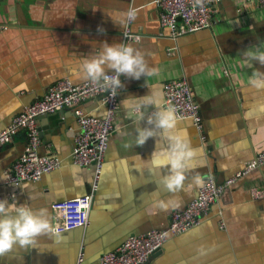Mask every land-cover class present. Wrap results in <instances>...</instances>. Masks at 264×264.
Instances as JSON below:
<instances>
[{
    "label": "crops",
    "instance_id": "0c3cea01",
    "mask_svg": "<svg viewBox=\"0 0 264 264\" xmlns=\"http://www.w3.org/2000/svg\"><path fill=\"white\" fill-rule=\"evenodd\" d=\"M131 9L132 36L126 38ZM105 42L132 45L156 72L139 80L120 76L119 108L89 223L59 237L41 236L34 248L17 246L0 257V264H76L80 251L87 264H94L127 237L167 226L174 209L161 211L158 200H179L175 209L181 210L207 178L226 181L264 149V89L249 84L264 65L243 56L246 49L264 50V8L255 4L238 11L233 0L221 1L211 28L176 37L161 28L153 0H0V130L58 80H88L75 74L78 64ZM181 78L199 105L201 128L188 118L178 121L177 130L199 155L186 172L183 190L173 195L158 184L166 169L152 168L150 161L154 151L159 158L167 141L158 136L135 146V140L144 117L153 111L145 101L154 92L162 93L164 101V84ZM83 108L96 116L105 113L98 99ZM37 126L39 153L61 158L62 165L17 186L0 179V199L46 208L54 227L51 203L88 193L93 168L70 158L74 137L81 132L72 111L39 116ZM25 142L26 130H21L0 145V174L6 177ZM252 188L261 191L259 198L251 196ZM149 262L264 264V166L227 186L198 226L167 240Z\"/></svg>",
    "mask_w": 264,
    "mask_h": 264
},
{
    "label": "built area",
    "instance_id": "2783aa9c",
    "mask_svg": "<svg viewBox=\"0 0 264 264\" xmlns=\"http://www.w3.org/2000/svg\"><path fill=\"white\" fill-rule=\"evenodd\" d=\"M158 8L159 22L163 29L169 30L174 37L211 28L216 22L219 5L222 0H153ZM238 11H247L252 5L264 8V0H233ZM133 9L129 11L124 30L126 38H131L130 22ZM136 39L135 37H133ZM113 75L115 73H107ZM117 91L101 87L86 80L74 84L63 78L52 84L38 100L27 105L15 115L11 122L0 130V145L10 142L21 130H26V142L20 156L6 170V183L17 186L25 181H36L45 173L62 165V159L39 153L42 145L37 118L69 109L76 117L81 132L74 137L70 155L72 162L80 167H92L93 177L90 191L84 195L54 201L51 208L55 214L53 231L60 233L74 228L87 226L90 209L101 179L107 150L114 130L115 117L119 108ZM164 106H173L180 119H191L201 128V116L198 103L193 99L188 82L184 79H172L163 86ZM98 99L105 108L102 116H96L84 110L83 104ZM264 166V149L253 160L222 183L207 178L200 187L197 196L183 209L172 210L170 222L162 228L151 229L134 234L123 240L113 250L102 253L94 264H151L153 252L173 236L198 226L208 216L211 207L218 202L219 196L227 186L239 177L246 176L254 169ZM253 198H259L261 191L252 188ZM76 264H87L84 253L80 251Z\"/></svg>",
    "mask_w": 264,
    "mask_h": 264
},
{
    "label": "clouds",
    "instance_id": "9594fccd",
    "mask_svg": "<svg viewBox=\"0 0 264 264\" xmlns=\"http://www.w3.org/2000/svg\"><path fill=\"white\" fill-rule=\"evenodd\" d=\"M99 49V52L85 57L78 64V71L75 74L112 90L113 94L116 89L123 87L120 76L139 80L156 72L149 66L143 53L130 44L105 42ZM243 56L245 60L264 65V50L259 47L254 51L246 49ZM106 70H114L115 74L109 75ZM249 84L255 89H264V72L257 69ZM145 107L152 108L153 111L144 117L145 125L137 129L135 146H143L149 138L157 139L158 136H162L167 141V146L161 150L159 158L154 151L150 161L152 168L166 169V172L160 176L158 184L161 189L175 195L183 190L186 172L195 166L199 153L177 130L180 117L176 115L173 106L163 107L162 93L154 92L145 101ZM0 179L7 181V177L2 174ZM194 180L197 184L200 183L199 177H194ZM155 193L158 195L159 191ZM180 206L179 200L157 201V207L161 211ZM49 233L60 236V233L53 231L46 208L33 209L27 203L17 204L0 199V257L17 246L24 249L37 247L39 237Z\"/></svg>",
    "mask_w": 264,
    "mask_h": 264
}]
</instances>
